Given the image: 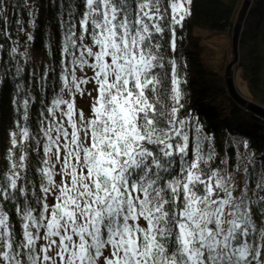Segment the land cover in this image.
<instances>
[{
    "label": "snow or ice",
    "instance_id": "snow-or-ice-1",
    "mask_svg": "<svg viewBox=\"0 0 264 264\" xmlns=\"http://www.w3.org/2000/svg\"><path fill=\"white\" fill-rule=\"evenodd\" d=\"M191 4L83 0L80 13L69 0L59 20V76L51 64L40 77L32 73L37 129L29 117L37 98L23 83V66H13L23 115L9 133L8 167L0 168V264H264V225L254 219L257 209L264 213V170L255 172L247 151L237 150L230 171L227 158L215 164L212 137L193 115H181L187 81L163 39L170 32L177 51ZM30 16L35 28V10ZM19 47L11 59H29ZM9 74L7 62L0 64V80ZM88 84L96 95L88 93L86 116L75 97Z\"/></svg>",
    "mask_w": 264,
    "mask_h": 264
},
{
    "label": "trees",
    "instance_id": "trees-1",
    "mask_svg": "<svg viewBox=\"0 0 264 264\" xmlns=\"http://www.w3.org/2000/svg\"><path fill=\"white\" fill-rule=\"evenodd\" d=\"M61 9V0H5L3 19H0V64L7 62V69L11 74L3 76L0 80V168L7 169L8 161L5 159L7 150L11 147L9 133L16 128V121L21 120L23 111H16L15 100L20 99L15 95L16 84L21 82L20 77L14 75V65L18 61L23 66V83L30 87L36 101L31 103L29 109L30 123L33 129L39 127L38 120L41 119L40 91L37 89V79L46 70L48 65H54L56 75L59 76V65L61 59V27L60 14L63 11V18H67V4ZM243 0H192L191 15L183 22V27L177 29V51L172 52L170 48L171 33L167 32L163 39V45L168 49V57H179V71L181 78L186 79V85L182 89L186 92L182 103L185 104L181 115H193L202 125L206 134L212 137L217 159L215 164L219 165L226 158L229 161L228 170L234 168L237 159V150L240 153L245 151L254 154L256 162L255 172L259 174L264 170V115L248 109L233 99L227 87L225 70L226 65L232 57V46L229 59L220 66V70L209 65L205 58H202L204 46L202 37L195 33L196 28H204L210 33L213 31L226 32L230 39L237 12ZM246 11L243 27L240 31L238 41V60L234 78L235 88L246 99L264 107V0H251ZM78 12L84 10L83 0H71ZM35 10L36 27L30 24L32 17L30 13ZM79 32V25L77 24ZM7 33V35H4ZM33 39L28 42V35ZM51 37V38H50ZM28 42V43H26ZM87 43V39L85 40ZM231 43V40H230ZM19 44V51L29 52V59L16 55L11 59L10 50ZM52 44L51 55L48 45ZM170 73V66L167 69ZM80 75V73H77ZM49 73V79H51ZM170 88V75L165 91ZM27 90V88H26ZM47 97L51 92L46 90ZM94 95L96 93L94 92ZM67 97V93H65ZM80 95L75 97L77 109ZM166 99L167 107L171 102ZM44 104L48 103L45 98ZM91 105L85 115H90ZM248 143L245 149L244 142ZM35 147V145H32ZM208 148V143L204 145ZM19 153H17L18 155ZM43 154L41 153V158ZM30 165L33 168L32 175L36 177L34 169L39 167L35 154L30 153ZM38 179V178H37ZM237 180H244L245 176L236 177ZM264 195V193H262ZM17 232L20 224L16 219L14 211L10 214ZM254 219L258 225H264V213L259 209Z\"/></svg>",
    "mask_w": 264,
    "mask_h": 264
},
{
    "label": "rangeland",
    "instance_id": "rangeland-1",
    "mask_svg": "<svg viewBox=\"0 0 264 264\" xmlns=\"http://www.w3.org/2000/svg\"><path fill=\"white\" fill-rule=\"evenodd\" d=\"M195 33L200 34L202 37V44L204 46V52L202 54V58H205V61L213 68L220 70V66L223 65V63H226V60L230 58L229 54L231 52V46H230L231 39L229 35H227L226 32H221V31H213L212 33H210L204 28L203 29L196 28ZM232 59L233 58H231L229 62ZM235 65L236 64H234L232 69L233 71L232 78H234V74H235V69H236ZM86 72L88 76L92 75L91 70H86ZM234 79L235 81L239 80L238 76H236ZM84 87H85V94L79 97L78 106L82 107L83 111H87L90 105L92 104V97H94L95 95H94V91H92L93 88L92 84L85 85ZM89 92L92 93V97L88 95ZM241 96L244 97L243 95Z\"/></svg>",
    "mask_w": 264,
    "mask_h": 264
},
{
    "label": "water",
    "instance_id": "water-1",
    "mask_svg": "<svg viewBox=\"0 0 264 264\" xmlns=\"http://www.w3.org/2000/svg\"><path fill=\"white\" fill-rule=\"evenodd\" d=\"M251 0H243V4L241 5L240 9L237 12V18L235 20V25L233 27V31H232V38H231V46H232V57L233 59L226 65V70H225V78H226V83H227V87L230 91V94L232 95L233 99H235L237 102H239L240 104H242L243 106H245L246 108H250L254 111H256L257 113H261L262 115H264V107L263 106H259L256 103L245 99L244 97H242L240 95L239 92H237V90L235 89V84H234V78H232V74H233V66L234 64H236L239 56H238V41H239V37H240V31L242 29L243 26V22L245 20L246 17V11L248 9V7L250 6V2Z\"/></svg>",
    "mask_w": 264,
    "mask_h": 264
},
{
    "label": "bare ground",
    "instance_id": "bare-ground-1",
    "mask_svg": "<svg viewBox=\"0 0 264 264\" xmlns=\"http://www.w3.org/2000/svg\"><path fill=\"white\" fill-rule=\"evenodd\" d=\"M244 25V24H243ZM243 27V26H242ZM230 45H231V43H230ZM234 82H235V79H234Z\"/></svg>",
    "mask_w": 264,
    "mask_h": 264
}]
</instances>
